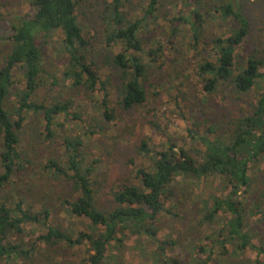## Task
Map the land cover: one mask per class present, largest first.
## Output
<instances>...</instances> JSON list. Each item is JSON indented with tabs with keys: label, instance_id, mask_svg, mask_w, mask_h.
Listing matches in <instances>:
<instances>
[{
	"label": "trees",
	"instance_id": "obj_1",
	"mask_svg": "<svg viewBox=\"0 0 264 264\" xmlns=\"http://www.w3.org/2000/svg\"><path fill=\"white\" fill-rule=\"evenodd\" d=\"M26 1L28 11L14 20L5 18L0 10V41L11 43L0 65V192L13 176L31 167L19 136L27 116L41 118L49 136L52 128L63 125L58 122L60 116L65 121H78L82 136L65 137V159L50 158L42 171L72 189V197L63 205L72 217L86 219L88 224L85 232L78 233L52 226L48 208L36 212L21 200L12 206L1 197L0 264H36L38 246L47 250L42 264H69L65 258L50 259V251L78 247L85 249L81 264H125L117 251H124L132 237L136 238L135 247L148 258L147 264H264V239L259 229L262 219H257V228L251 223L254 215L264 218V56L258 50L244 51L250 22L238 1L215 7L212 14L230 24L226 33L209 41V50L203 46L207 43L208 14L201 0L181 4L179 16L169 22L167 42H151L144 37L161 25L160 12L168 0H100L99 12L91 17V23L82 12L88 0ZM182 25L189 29L190 47L199 56L193 74L204 93L226 98L223 93L227 92L243 101L245 108L231 120L206 121L204 134H193L192 140L199 145L194 154L172 140L164 142L162 149L151 148L148 139L142 140L138 152L150 160L151 167L137 171L138 184L113 190V206L102 208L94 189L96 162L87 164L84 139L104 133L116 119L113 101L125 112L147 102L146 85H151L152 68L164 65L166 45L177 51V40L187 38L181 34ZM161 35L164 38V32ZM43 44L54 45L62 82H71L69 90L85 91L93 109L90 120L72 113L76 107L73 98H65L61 92L41 95L49 81L51 89L60 85L45 67ZM97 46L110 50L104 54L103 63L113 76L104 78L101 74L94 56ZM160 60L163 62L157 64ZM253 92L254 98L244 99ZM196 126L200 128L199 123ZM213 178L220 179L229 191L204 201L197 212L198 224H205L210 233L198 244L191 242L184 259L181 253L175 254L181 238H158L161 217H179L174 200L178 180L202 183ZM257 182L259 186L253 190ZM26 224L44 229L29 245L22 239ZM248 250L257 252L256 259L247 258Z\"/></svg>",
	"mask_w": 264,
	"mask_h": 264
},
{
	"label": "rangeland",
	"instance_id": "obj_2",
	"mask_svg": "<svg viewBox=\"0 0 264 264\" xmlns=\"http://www.w3.org/2000/svg\"><path fill=\"white\" fill-rule=\"evenodd\" d=\"M100 0H88L83 6L82 12L84 19L91 23V17H94L100 9ZM138 2L139 0H135ZM165 2V0H163ZM176 1L168 0L162 7L161 25L156 29H150L151 32L144 37L147 41L167 42L170 34L169 22L173 17L179 16L181 4L186 0ZM229 0H201L204 11L207 13L208 22L206 25V40L204 46L208 48L209 41L222 33H226L230 22L222 21L218 15H213L215 7H219ZM238 1L241 10L250 22V33L244 47V51L252 53L255 50L260 51L264 56V0H232ZM28 2L26 0H0V10L5 18L14 20L22 17L28 11ZM180 24V21L177 22ZM164 32V38L161 33ZM181 34L187 38H179L177 51L171 50L170 45H166L168 51L164 57L162 68L153 67L150 74L151 85H146L148 100L142 106H137L130 111H123L118 108L115 101L111 103L116 109V119L112 121L104 133L94 135L92 138H85L84 145L86 153V162L94 163L93 180L96 182L95 191L97 203L102 208L113 206L112 191L121 185L138 184L137 171L142 168L151 167V162L145 158L138 147L142 140L148 139L151 148L162 149L161 146L167 140L176 142L180 147L185 148L191 154H194L195 148L199 145L192 140L193 134L199 132L204 134L205 122L217 123L233 119L241 109L245 108L243 101H240L224 92L226 98L221 94L218 96H208L203 91V85L193 74L195 64L199 56H196L191 49L188 37L190 31L185 26H181ZM90 35L94 32L91 30ZM52 44L44 47L46 69L54 77L58 78L59 84L51 89L49 81L45 88H42L41 95L62 93L65 98H73L76 103L72 113L81 114L84 119L92 116V104L87 99L84 90L80 92L70 91L68 86L71 82H62L61 65L56 64V53ZM11 49L9 41H0V65L2 59ZM109 49L97 46L95 58L101 65V74L106 78L107 75H114L113 71L103 63V56ZM163 61H158L160 64ZM66 87L64 88V85ZM256 92V91H255ZM246 99L254 98L253 94ZM98 99L101 96H96ZM114 98V97H113ZM114 100V99H112ZM62 126L52 128V136L41 122V118L29 115L26 117L24 126L19 134L21 147L27 152L31 159V167L21 174L13 176L8 186L0 192V198L8 199V205L17 201L24 202L25 207L32 205L34 211L39 212L48 208L51 212L49 224L60 226L63 229L74 230L75 233L85 232L88 220L78 217H72L63 205L65 200L72 197V189L63 181L52 177L42 171V167L50 158H57L62 162L64 158V149L62 142L65 137L82 136L83 130L78 121H65L63 116L58 119ZM87 123V122H86ZM200 124V128L196 126ZM212 136V135H211ZM83 139V138H82ZM96 160V161H95ZM264 171V164L262 165ZM0 172H2L0 168ZM261 179V177L259 178ZM258 179V180H259ZM259 186L255 183L253 190ZM228 189L223 187L220 179L213 178L202 183L185 181L180 179L175 184V201L178 208L175 210L178 218L172 216H162L159 239H165L171 235L175 239H182L178 251L182 258H187L191 242L199 243L210 233L208 227L203 224L199 226V215L197 212L204 206V201L212 196H223L228 193ZM5 198V199H4ZM222 216V214L220 215ZM258 218L262 219L259 226L261 237L264 239V218L251 217V223L256 227ZM25 233L22 239L25 244L35 242L38 236L44 231L42 225L26 224ZM257 228V227H256ZM17 238V235L14 236ZM136 238L132 237L127 241L124 251H117L122 256L125 264H147L148 258L144 257L142 251L135 247ZM85 249L66 250L59 249V252L50 251L49 258L56 260L65 258L69 264H81L82 253ZM36 252V251H35ZM170 254V251H168ZM247 258L256 259L257 252L248 250ZM47 256V250L44 246H38L36 252V264H42ZM264 257H262L263 259ZM214 264H221L217 261Z\"/></svg>",
	"mask_w": 264,
	"mask_h": 264
}]
</instances>
